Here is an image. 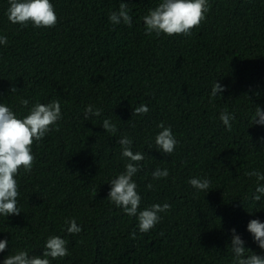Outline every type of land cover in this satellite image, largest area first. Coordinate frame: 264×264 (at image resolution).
Instances as JSON below:
<instances>
[{
    "label": "trees",
    "instance_id": "trees-1",
    "mask_svg": "<svg viewBox=\"0 0 264 264\" xmlns=\"http://www.w3.org/2000/svg\"><path fill=\"white\" fill-rule=\"evenodd\" d=\"M120 2L129 3L131 27L109 21ZM160 2L51 0L58 22L35 28L11 23L9 0H0L8 40L0 45V103L23 118L37 102L59 99L62 113L33 143L31 172L16 177L21 212L0 216V240L8 241L0 264L18 250L41 256L50 236L65 239L70 253L51 264H234L233 228L264 255L247 231L250 220L264 222V197L252 200L257 182L245 175L264 173V126L252 124L255 107L264 110V0H209L191 35H147L143 17ZM217 80L226 90L213 97ZM88 105L101 115L84 120ZM140 105L147 114L132 115ZM225 109L235 116L231 131L219 119ZM105 119L115 134L103 130ZM161 122L177 140L171 154L155 144ZM124 136L145 156L133 177L140 210L171 206L144 233L107 199L129 162ZM157 168L168 177L153 179ZM192 178L209 179L208 192ZM73 218L77 234L67 232Z\"/></svg>",
    "mask_w": 264,
    "mask_h": 264
},
{
    "label": "clouds",
    "instance_id": "clouds-1",
    "mask_svg": "<svg viewBox=\"0 0 264 264\" xmlns=\"http://www.w3.org/2000/svg\"><path fill=\"white\" fill-rule=\"evenodd\" d=\"M7 9L8 20L13 24L27 25L32 24L35 28H51L58 22L55 8L51 0H9ZM209 0H161L154 9H150L143 17L145 32L147 35L155 33L157 37L161 34L172 35H191L193 28L199 27L205 19V14L209 11ZM129 3L120 2L117 11H113L109 16V21L113 25L121 23L131 27L132 16L129 14ZM8 43L6 36H0V45ZM219 81H215L211 95L219 97V93L225 91ZM17 88L12 87L10 92L15 93ZM28 100H22L21 104L25 107ZM149 111L146 105H140L132 110V115H144ZM61 102L59 99L53 100L48 104L37 102L23 118H18L13 110L0 103V216L19 215L20 209L17 200L20 195L19 184L16 179L22 168L25 173H30L35 162L32 153L34 142L40 141L51 126L61 119ZM101 110L92 105L84 109V120L90 116H100ZM219 119L225 125L227 131L232 130V121L235 116L227 109L220 113ZM252 124L264 126V110L260 106L255 107ZM161 131L155 136V144L165 154H171L177 144V140L172 133L171 126L165 127L161 122L157 125ZM103 130L115 134L116 125L110 120L105 119L102 123ZM58 130V129H57ZM121 145V155L129 161L125 164V171L120 173L115 179L111 180L110 190L107 199L117 207H121L125 214L134 216L138 219L139 231L144 233L152 229L160 220L159 215L170 209L168 203L153 204L148 208L140 210L141 196L137 192V184L133 177L140 170L138 162L143 161L145 156L141 152L132 151V140L124 136L119 140ZM167 169L157 168L153 171L152 177L155 180L167 178ZM248 177H255L257 186L252 200L259 202L264 197V173L253 169L245 172ZM189 184L200 191L208 192L211 181L207 178H192ZM152 184L147 188L151 189ZM69 234H77L82 229L77 225L76 220H66ZM232 233L231 251L234 254V264H264V255H259L245 247V241L236 230ZM247 231L252 235L254 242L261 250H264V222L252 219L247 224ZM135 234H133L134 236ZM7 240H0V252L5 251ZM67 241L59 236L47 238L41 256H30L25 250H18L15 254L6 256L3 264H51V260L64 258L70 253L67 248Z\"/></svg>",
    "mask_w": 264,
    "mask_h": 264
}]
</instances>
